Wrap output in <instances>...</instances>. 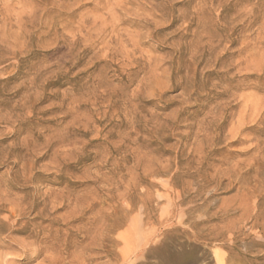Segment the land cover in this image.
Segmentation results:
<instances>
[{
	"label": "rangeland",
	"instance_id": "1",
	"mask_svg": "<svg viewBox=\"0 0 264 264\" xmlns=\"http://www.w3.org/2000/svg\"><path fill=\"white\" fill-rule=\"evenodd\" d=\"M0 264H264V0H0Z\"/></svg>",
	"mask_w": 264,
	"mask_h": 264
}]
</instances>
